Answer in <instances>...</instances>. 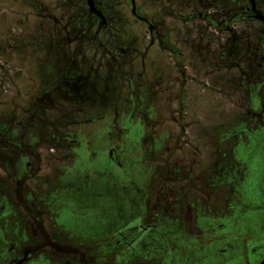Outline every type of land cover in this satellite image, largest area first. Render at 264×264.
<instances>
[{
  "label": "rangeland",
  "instance_id": "obj_1",
  "mask_svg": "<svg viewBox=\"0 0 264 264\" xmlns=\"http://www.w3.org/2000/svg\"><path fill=\"white\" fill-rule=\"evenodd\" d=\"M171 3L135 0L137 16L133 17L129 0H0V95L35 124L30 133L31 126L21 127L23 121L11 129L0 123L1 132L9 130L14 136V147L0 151V179L6 182L8 177H20L21 182L34 185L35 195L27 193L26 200L35 202L36 198L46 205L48 187L52 191L48 207L56 219L51 230L64 229L68 235H60V240L76 251L91 242L99 244L105 236L111 240L120 235L112 230L129 234L146 227L142 217L146 213L145 189L135 187L136 192L126 195L128 176L134 175V168L139 175V167H143L142 179L147 180V163L139 165L140 148L147 147L149 163L170 174L175 151L186 154L188 142H202L204 131L217 130L221 115L229 116L232 107L244 100L232 91V42L250 40L261 45L264 22L258 16H245V0H226L223 25L198 16L195 20L182 16L191 14L189 0H181L179 6ZM60 67L68 72L64 70L57 77L55 71ZM251 74L246 84H253L260 76L256 66ZM62 79L65 82L60 84ZM15 95L19 97L14 101L17 107L12 104ZM227 95V104H220ZM258 122L246 118L243 130L235 133L239 140L236 147L234 142L213 147L208 160H202L204 172L185 191L161 194L174 200V206L181 205L183 197L200 202L205 214L202 230L226 223L233 236L264 238V128L255 131ZM80 129L83 134L78 138L75 133ZM25 131L29 133H22ZM34 143V149L25 147ZM111 149L117 164L108 157ZM74 150L82 153L84 163L88 160L87 166L63 167L67 171L62 175V168L57 171L47 186L52 167ZM23 152L29 155L30 173L46 178L28 175ZM131 159L137 163L129 170ZM129 179L131 187L135 182L131 176ZM27 188L24 185L23 189ZM2 199L5 211L0 219V248L8 237L22 238L18 223H5L11 216L17 220L20 209ZM154 201L151 198L152 204ZM245 205L249 210L238 214V208ZM167 219L170 224L151 233L147 230L142 242L130 251L121 245L118 255L136 257L133 253L144 247V264H154L161 255L185 261L187 247L179 243L180 222ZM14 226L16 232L11 230ZM203 234L195 232L196 236ZM117 238H113L114 243ZM34 242H27L35 249L28 255L31 264L61 260ZM90 248L85 252L89 261L84 264H95ZM99 248L105 256L103 264L123 262L105 246ZM0 257L1 264L18 260L19 254H2L0 249ZM203 264L212 262L205 259Z\"/></svg>",
  "mask_w": 264,
  "mask_h": 264
},
{
  "label": "flooded vegetation",
  "instance_id": "obj_2",
  "mask_svg": "<svg viewBox=\"0 0 264 264\" xmlns=\"http://www.w3.org/2000/svg\"><path fill=\"white\" fill-rule=\"evenodd\" d=\"M180 1L181 0H172L170 6H179ZM189 1L190 3H188V10L191 14L182 15L188 20H195L196 16H198V18H203L204 20H207L209 22H216L220 24L227 20L226 0ZM245 1L248 3V5L244 8L245 16H247V18L258 16V18L264 22V0ZM129 2L131 5L130 14L133 17H136L137 11L135 8V0H129ZM172 10L174 9L172 8ZM162 13L163 11L161 10V14ZM172 15L178 17V14L173 13ZM233 16H235L234 18H238L240 16V13ZM232 44L235 45V49L233 48L235 51H233V63L232 67L230 68L233 72L232 76L234 78L232 79L233 83H231V85L233 84L234 86L232 91L234 95L241 96L244 99L242 103L238 105H236L235 103L236 106L232 107L233 113L231 112L229 116H227V114L221 115L222 118L219 120L218 126H216L217 130H215L214 132L205 130L202 142H200L199 144L195 143L194 141L188 142L186 154L182 151H175L177 152L176 154H174L176 158H173L170 174H168L167 172H162L161 167L156 163H149L147 147H143L142 149L140 148V151H142V156L139 161V165L141 164V162L147 163V180L145 181L144 179H142V173L144 171L143 167H139V175H136L137 173H135L137 171V168L133 167L134 175L130 174L129 176H131L132 180H134L135 183H133L130 187V179L128 176L129 191L126 193V195H129L131 190L133 192H136L135 187H139L143 190L145 189V195L142 196L143 202L146 204L145 212H148L147 215H145L146 213L142 215L146 224V227L145 224H143V227L145 228H135L129 234H126L123 230H112V232L115 231L120 235H113L111 240L108 236H105L104 239L100 240L99 244L91 242L90 245H86V247L76 251L75 248H71L70 244H64V242L60 240V235H68L64 231V229L61 231L59 230L60 227H58V231L51 230V227L56 226V219L54 217L55 213L51 212L50 208L48 207L51 200L48 196L52 191H50L47 187V205L45 204V202H43V204L39 203L36 198L35 202L33 200L28 201L26 200L27 193H31V191H33L35 195L34 185L31 186L30 184L21 182L20 177L17 178V180H13L12 178L10 179L8 177L7 179L9 181L6 182H4L3 179H0V219L2 220L1 216L3 214V211H5V206L1 204V202L3 201L2 198L4 197V199L7 200L11 207L15 206L20 209L17 220H14L15 218L11 216L10 218H7L5 223L11 225L18 223V231L20 230L22 238L20 241H18V238L15 237L12 239H10L11 237H8L7 239L3 240L4 242L2 243V246L0 248L2 254L18 253L19 259L15 260L12 258V262L6 261L1 264H31L28 260V255H30L35 249L27 244L28 240L30 239H33L38 243V248L44 247L50 253H52L55 258L58 256L61 258V260L55 259V261H53V264H84V262L89 261L85 258L88 254H86L85 252L89 251V246H91L90 257L92 258V262L95 264H103V260L105 258V256L102 255L99 246H105V249H108L109 252L114 254L115 259L117 258V256L118 258H121L123 261L121 264H144L143 261L145 260V257L147 255L146 248L143 247L138 253H133L136 255V257H132L130 255L123 256L122 254L118 255V252L116 250L121 247V245H123L122 248L124 251H130L132 247L142 242V240L140 239H143L147 230H151L149 232L151 233L159 228V226L170 224V222L168 221L169 219H167L170 217L177 220L178 223L180 222L181 226H179L178 228V233L180 234L179 243L184 245L183 247H187L184 254L185 261L183 260V258H180L179 260H172L166 255H161L158 261L154 264H203L205 259H209L212 264H261V262L264 260L263 237L262 239H259L260 237L257 235L249 237L233 236L230 234L231 230L229 229L228 225H226V223L224 225L215 223L213 225H210L209 228H204V230H202L200 227L204 221L205 214L204 211L200 208V202L198 203L195 200L190 202L183 197L181 199V205L174 206V200H169V197L161 195L164 191L168 193L172 192L174 194L185 191L187 186L191 185L192 181H194V179L198 175L204 172L205 163L202 162V160L205 158L208 160L209 155L213 153V147L221 143L225 144V142H234L236 144L234 147H236L239 143V140H236L238 138L235 133L243 130L241 129V125L245 122L247 117L254 118V120L259 121L257 125L254 126L255 131H260V129L264 128V121L260 122V120L264 118V40L261 45H259L258 42L250 40H235L232 42ZM223 47L224 49H227V45H223ZM237 47H242L244 49V52H238ZM252 66L257 67L260 76L257 79H254L253 84H246L245 79L252 77ZM67 70V68L64 69L60 67L59 70L55 71V74L57 75V77H60L62 76V73L66 72ZM64 82L65 80H60V84H63ZM27 98L29 99L30 96H27ZM12 99V104L17 107L14 104V101H19L18 95L13 96ZM244 101L247 104L246 106L243 105ZM9 102H11L9 99L5 98L3 95H0V123H2L4 126H7V129H11L15 128L20 121H23L24 124H22L21 127L25 128V126H31L32 129L30 130V133L33 132L35 124L30 121L29 118H26L25 115H20L19 111L15 110L13 106L9 104ZM227 102L228 95L224 96V98H221L219 101L220 104H227ZM5 132L6 133L0 131V151H2L3 148L12 149L14 147V143L12 142L14 140L13 132L9 130ZM22 133L29 132L25 131ZM81 134H83V132L80 129V131H76L75 136L80 138ZM228 137L230 138L228 139ZM146 139L148 141V138ZM143 143L147 144L146 142ZM76 144L80 143L78 142ZM153 144L154 148H156L158 145L156 141ZM35 145V143L28 144L25 147L34 149ZM176 147L179 148L178 146ZM227 149H229L227 150V152L231 150L230 147H227ZM49 151L50 153H52L51 148L49 149ZM180 153H182L181 156ZM28 156V153L27 155L26 153H24V157L27 160L28 175L32 178H35L36 176H40V178H46V175L44 174L32 175L30 173L31 162L29 161V159H27ZM108 157L111 162L116 164L118 163L117 155L113 149L108 152ZM143 158H145V160H143ZM131 160L132 163H130L129 165V170H131L132 166L136 165L137 163L135 159ZM84 161L85 160L82 157V153L79 154L76 150L71 152L68 158L60 159V163L58 165L54 164L55 166L52 167L53 173L47 175V186L49 185L50 178L53 175H58L57 171H59L61 168L62 169L59 171L60 175L67 171L71 166L82 164L86 165V163H89L88 160L86 163H84ZM63 167H67V170H65ZM2 172L3 171L0 168V176L2 175ZM24 177L21 176V178ZM24 185L28 186V188L23 189ZM139 188L137 189V192L140 191ZM52 189L53 188H51V190ZM151 198L155 199L154 204L151 203ZM247 210H249V206L247 205L243 206L242 208L239 207L238 214L246 213ZM51 223L52 226H49V224ZM11 230L16 232V226H14ZM198 230L203 232L204 234L202 236H196L195 232ZM217 233H220L222 235L217 237ZM114 237H119L115 240V243L113 240ZM101 241H104L105 244H101ZM229 253H231L232 255L228 256ZM100 260L102 262H100Z\"/></svg>",
  "mask_w": 264,
  "mask_h": 264
},
{
  "label": "water",
  "instance_id": "obj_3",
  "mask_svg": "<svg viewBox=\"0 0 264 264\" xmlns=\"http://www.w3.org/2000/svg\"><path fill=\"white\" fill-rule=\"evenodd\" d=\"M261 264H264V260L261 262Z\"/></svg>",
  "mask_w": 264,
  "mask_h": 264
}]
</instances>
